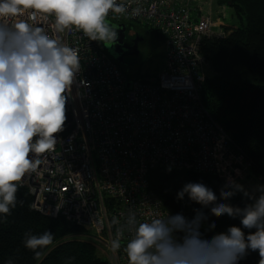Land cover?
Masks as SVG:
<instances>
[{
	"label": "built area",
	"instance_id": "2783aa9c",
	"mask_svg": "<svg viewBox=\"0 0 264 264\" xmlns=\"http://www.w3.org/2000/svg\"><path fill=\"white\" fill-rule=\"evenodd\" d=\"M204 1L117 0L128 10L110 11L107 20L141 23L165 40L162 69L139 79L129 78L82 31L55 32L54 16L32 19L28 10L20 17L77 49L80 58V70L66 93L71 118L56 134L54 149L41 154V164L20 186L28 189L32 209L89 229L110 264H128L123 245L113 253L110 241L120 230L124 243L130 239V211L138 222L174 215L150 189L152 169L224 170L225 178L229 173L233 180L252 172V160L202 102L207 63L200 45L215 34L211 15L201 14ZM256 179L264 181V174Z\"/></svg>",
	"mask_w": 264,
	"mask_h": 264
},
{
	"label": "clouds",
	"instance_id": "9594fccd",
	"mask_svg": "<svg viewBox=\"0 0 264 264\" xmlns=\"http://www.w3.org/2000/svg\"><path fill=\"white\" fill-rule=\"evenodd\" d=\"M28 10L54 16V30L72 27L92 41L111 44L117 32L107 21L109 12L124 14L127 7L117 0H0V214L8 215L17 206V192L26 174L41 164V154L52 151L56 134L66 120V93L70 92L80 70L78 50L52 38L41 27L23 17ZM133 9V14H139ZM171 171V169H168ZM242 192L251 203L240 208L217 202L215 192L202 182L186 183L177 193L204 208L215 217L239 218L240 227L230 226L205 238L202 225L208 217L195 210L193 218L182 213L138 222L129 212L126 225L130 239L123 241V230L110 241L113 253L122 245L128 264H239L249 251L259 253L264 264V185L249 192L229 179L220 190V199L230 200ZM259 195H256V193ZM113 223H119L113 220ZM215 222L208 225L214 231ZM244 229L249 230L245 233ZM255 229V231H251ZM180 234V235H178ZM54 242L51 231L26 232L23 245L35 253ZM11 264V262H9Z\"/></svg>",
	"mask_w": 264,
	"mask_h": 264
},
{
	"label": "trees",
	"instance_id": "16d2710c",
	"mask_svg": "<svg viewBox=\"0 0 264 264\" xmlns=\"http://www.w3.org/2000/svg\"><path fill=\"white\" fill-rule=\"evenodd\" d=\"M216 1L219 6L232 9L235 21L223 27L221 35L207 36L201 41L200 52L207 63L202 102L241 152L252 160L255 173L252 174L257 178L258 173L264 174L261 166L264 159V0ZM149 31L164 39L161 33ZM168 169L157 167L149 173L150 189L164 207L173 214L182 213L188 219L194 217L195 210L203 211L208 217L200 229L205 238H210L214 232H224L230 226H241L239 218L215 217L210 212L211 205L204 208L187 196L179 200L177 193L186 183L202 182L215 192L217 202L243 208L252 201L242 192L223 201L220 190L226 183L216 174ZM257 183L264 185V181ZM17 201L10 214H0V264H110L106 255H100V245L89 229L62 216L52 218L32 209V197L28 189L20 185ZM212 222L216 225L214 231L208 230ZM45 231L53 233L54 242L40 250L41 255L36 257L33 251L24 247V235ZM259 260L258 252L249 251L239 264H259Z\"/></svg>",
	"mask_w": 264,
	"mask_h": 264
},
{
	"label": "rangeland",
	"instance_id": "374dc122",
	"mask_svg": "<svg viewBox=\"0 0 264 264\" xmlns=\"http://www.w3.org/2000/svg\"><path fill=\"white\" fill-rule=\"evenodd\" d=\"M212 7H213V18L216 20L217 18L220 19L223 22L227 23H221L219 22V25H221V29L219 33L211 34L210 36H219L224 31H222V28L225 27V24L229 25L228 23L235 21L232 9L229 7L219 6L217 3H215L216 0H210ZM207 8V7H206ZM226 25V26H227ZM123 27H127V34L125 43L128 46L123 51V63H120L118 65L122 70L126 72L128 76H130L131 79L135 78H142L149 75H155L157 74L160 69H162L163 62H164V52H165V40L162 38H158L155 34L150 33L146 34L144 30V25L137 22H127L124 21L122 23ZM137 29H140L141 33H145L147 36V39L144 43L139 44L137 46V53L131 54V49L133 48V37L135 35V32ZM219 30V29H218ZM217 30V31H218ZM206 73V72H205ZM207 74V73H206ZM261 166L264 169V159L261 161ZM254 173V171L252 170ZM252 172L249 173H242V175H234V176H240L237 178H234V181L243 185L246 190L249 192H254L257 188L258 181L255 180L256 176H253ZM228 177L225 178V171H220L216 175L219 176L220 179H222L225 183L229 181V179L233 180V178H230L232 175L229 173ZM255 174V173H254ZM260 173L257 174V176ZM100 255L103 257L105 256V251L101 248L99 249Z\"/></svg>",
	"mask_w": 264,
	"mask_h": 264
},
{
	"label": "water",
	"instance_id": "95a60500",
	"mask_svg": "<svg viewBox=\"0 0 264 264\" xmlns=\"http://www.w3.org/2000/svg\"><path fill=\"white\" fill-rule=\"evenodd\" d=\"M107 21L110 25H114L109 20ZM114 26L116 27V32H117L116 39L113 43H111L112 47L109 44H106L105 46H106L107 52L115 59V61H117L118 63H123L124 60L122 57V50L124 51L126 48H128V46L122 45V40H123V37L125 36V29L123 28L122 25H114ZM137 43H138V39H134V46L133 48H130L131 54L137 53ZM114 46L118 48L117 51L113 50ZM119 53H121V56L117 57ZM128 86H130V82L128 83ZM65 114H66L65 122H67L70 120L71 117L69 113H65Z\"/></svg>",
	"mask_w": 264,
	"mask_h": 264
},
{
	"label": "flooded vegetation",
	"instance_id": "af4514ba",
	"mask_svg": "<svg viewBox=\"0 0 264 264\" xmlns=\"http://www.w3.org/2000/svg\"><path fill=\"white\" fill-rule=\"evenodd\" d=\"M112 24H114V25H122V23L123 22H115V21H110ZM127 22H129V21H127ZM144 27V26H143ZM124 29H125V36L123 37V40H122V45L123 46H127L126 45V43H125V39H126V34H127V27L125 28V27H123ZM144 30H145V32H146V34L148 35V34H150L149 32V30H147L145 27H144ZM133 39H138V43H137V46L139 45V44H142V43H144L145 41H146V39H147V36L145 35V33H141V31H140V29H137V31L135 32V35H134V37H133ZM98 43H99V45L101 46V48H103L106 52H107V49H106V44L104 43V42H101V41H98ZM133 44H134V40H133ZM111 47H112V45L111 44H109ZM113 50L114 51H117L118 50V48L117 47H115L114 46V48H113ZM108 53V52H107ZM123 50H122V57H123ZM121 56V53H119L118 55H117V57H120ZM113 60H115V59H113ZM116 63H117V61H115ZM118 65H120V63H117Z\"/></svg>",
	"mask_w": 264,
	"mask_h": 264
},
{
	"label": "crops",
	"instance_id": "0c3cea01",
	"mask_svg": "<svg viewBox=\"0 0 264 264\" xmlns=\"http://www.w3.org/2000/svg\"><path fill=\"white\" fill-rule=\"evenodd\" d=\"M215 3H217V1H215ZM201 7H202V10H201V14H210L211 15V17H212V19H213V21H214V27H213V31H214V33H219L220 32V29H221V25H223L224 23H227V22H223V21H221L220 19H216V20H214V18H213V7H212V4H211V1L210 0H206V1H204L203 3H202V5H201ZM207 7V8H206ZM234 18V17H233ZM219 22H221V23H223V24H221V25H219ZM229 25H231L232 24V22H230V23H228ZM227 24H225V26H226ZM229 25H227V26H229ZM219 29V30H218ZM218 30V31H217Z\"/></svg>",
	"mask_w": 264,
	"mask_h": 264
}]
</instances>
